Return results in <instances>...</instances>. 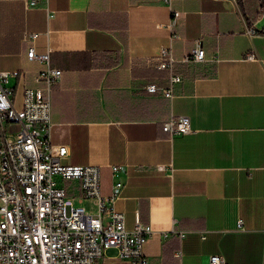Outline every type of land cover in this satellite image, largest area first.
<instances>
[{
  "label": "crops",
  "instance_id": "1",
  "mask_svg": "<svg viewBox=\"0 0 264 264\" xmlns=\"http://www.w3.org/2000/svg\"><path fill=\"white\" fill-rule=\"evenodd\" d=\"M25 1L0 0V70L23 72L8 79L14 102L42 67L28 46L47 50L61 70L52 150L66 147L65 163L98 165L102 193L123 181L115 207L127 228L150 226L148 264H208L212 253L264 264V0ZM197 42L204 60L181 61ZM162 48L180 75L171 98L145 90L167 82ZM170 114L186 115L193 130L163 131ZM63 184L75 201L77 182ZM102 261L120 263L116 251Z\"/></svg>",
  "mask_w": 264,
  "mask_h": 264
},
{
  "label": "built area",
  "instance_id": "2",
  "mask_svg": "<svg viewBox=\"0 0 264 264\" xmlns=\"http://www.w3.org/2000/svg\"><path fill=\"white\" fill-rule=\"evenodd\" d=\"M37 1L26 0L25 4L31 7ZM51 15L48 12V17ZM178 15V10H170V25ZM245 31L249 35L254 32L251 28ZM36 36V32L25 33L29 39ZM26 55L42 67L32 75L34 85L23 87L19 105L14 102V88L8 79L23 72L0 70V264H105L102 258L108 247L116 249L119 264H148L143 245L151 233L150 226L136 221L127 228L124 213L115 207L123 181L114 180L110 191L102 193L98 165L62 162L64 146L53 152L50 97L61 70L50 65L47 50L36 52L30 45ZM161 56L165 59L157 67L169 70L167 82H149L145 90L171 98L180 75L171 71L173 58L168 48L161 49ZM202 60L204 49L199 42L181 59ZM161 129L170 134L193 130L186 115L173 114L162 122ZM155 168L163 170L165 165ZM117 170V165H111L112 173ZM64 180L77 182L75 201ZM84 199L90 200L94 210L83 205ZM170 232L174 230L162 235ZM178 234L182 237L184 233ZM175 254L179 257L180 251ZM208 264L225 261L221 254L212 253Z\"/></svg>",
  "mask_w": 264,
  "mask_h": 264
},
{
  "label": "rangeland",
  "instance_id": "3",
  "mask_svg": "<svg viewBox=\"0 0 264 264\" xmlns=\"http://www.w3.org/2000/svg\"><path fill=\"white\" fill-rule=\"evenodd\" d=\"M84 206L87 208V209H89V210H93L94 209V207L91 205V203H90V200H88V199H86V201L84 202ZM115 248H109V249H105V251H104V254H103V258H106V257H108V255H112V254H114L115 253Z\"/></svg>",
  "mask_w": 264,
  "mask_h": 264
},
{
  "label": "trees",
  "instance_id": "4",
  "mask_svg": "<svg viewBox=\"0 0 264 264\" xmlns=\"http://www.w3.org/2000/svg\"><path fill=\"white\" fill-rule=\"evenodd\" d=\"M260 31L264 33V27H262V28L260 29Z\"/></svg>",
  "mask_w": 264,
  "mask_h": 264
}]
</instances>
